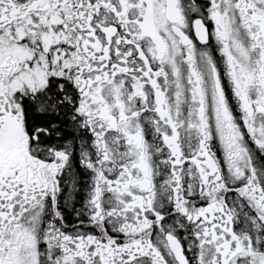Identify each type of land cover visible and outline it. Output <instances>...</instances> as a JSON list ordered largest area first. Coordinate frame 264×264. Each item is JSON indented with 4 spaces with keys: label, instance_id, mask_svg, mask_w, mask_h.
<instances>
[{
    "label": "snow or ice",
    "instance_id": "obj_1",
    "mask_svg": "<svg viewBox=\"0 0 264 264\" xmlns=\"http://www.w3.org/2000/svg\"><path fill=\"white\" fill-rule=\"evenodd\" d=\"M0 264H264V0H0Z\"/></svg>",
    "mask_w": 264,
    "mask_h": 264
}]
</instances>
